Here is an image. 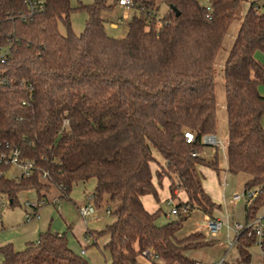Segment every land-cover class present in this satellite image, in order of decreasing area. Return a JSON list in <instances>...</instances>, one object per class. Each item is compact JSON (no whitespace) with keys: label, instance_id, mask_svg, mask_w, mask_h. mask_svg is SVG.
Segmentation results:
<instances>
[{"label":"trees","instance_id":"1","mask_svg":"<svg viewBox=\"0 0 264 264\" xmlns=\"http://www.w3.org/2000/svg\"><path fill=\"white\" fill-rule=\"evenodd\" d=\"M117 1L73 8L70 0H44L43 11L22 21L23 0H0V49L8 51L0 63V195L13 206L21 193L34 191L42 200L54 185L66 198L74 183L93 179L94 204L116 203L110 225L86 232L94 244L108 237L103 248L110 264H140L147 250L160 264H195L184 253L214 241L175 234L194 209L213 218L218 208L198 169L218 173L216 155L201 157L202 138L215 136L214 64L241 0H161L167 11L159 18L155 0H133L123 39L108 35L101 18ZM255 8L251 3L223 67L226 170L249 175L243 192L257 193L245 199V222L264 208V96L258 92L264 67L254 57L264 53V12ZM73 11L86 14L79 35L70 26ZM186 132L194 136L190 144ZM151 148L164 160L154 173L158 185L166 176L170 197L184 192L188 207L162 226L156 225L160 211L150 213L141 202L146 195L159 200ZM13 151L35 164L29 178L7 177ZM234 239L240 260L249 263L256 238ZM0 258V264H88L65 233L50 229L20 250L0 246Z\"/></svg>","mask_w":264,"mask_h":264},{"label":"rangeland","instance_id":"2","mask_svg":"<svg viewBox=\"0 0 264 264\" xmlns=\"http://www.w3.org/2000/svg\"><path fill=\"white\" fill-rule=\"evenodd\" d=\"M92 1L93 0H70V5L71 7L76 8L79 3L90 4ZM113 1L114 0H108V4H112ZM155 3L158 7V18L162 17L167 11V7L161 0H155ZM251 3H255L258 13L264 12L263 0H241L235 18L223 38L221 49L215 59L214 94L216 102V128L214 135L215 139L221 143V146H204L201 152V157L207 161H212L215 155L218 159V176H216V172L209 168L206 169V167L202 173L204 176V187H206L215 202H220L221 206L215 203L218 208L214 210L213 215L219 214V217L222 219L223 227L217 238L211 239L205 236L203 232H200L197 229L204 218L203 214L199 210L194 209L188 219L183 223L181 229L175 234L176 239L181 240L188 237L190 234L201 233L204 235L205 241H214L212 246L189 250L184 253L189 259L202 264H220L222 261H224L225 264H244L238 256L234 243V238L236 236L234 226L237 224H245V201L241 200L240 202L233 204L232 195L235 193H243L244 183L250 178V176L244 173L231 175L226 170L225 148L227 144V115L225 110L223 67L244 15L248 11ZM122 13L123 12L117 7L101 13L105 32L116 39H123L126 37L127 22L131 19L134 11L131 7L126 19L122 18ZM69 20L72 31L76 35H79L83 31L86 14L84 12L73 11ZM111 23H116L117 27L112 28ZM59 32L62 35L65 34V28L62 25L59 26ZM254 57L256 61L264 67V53L257 51L255 52ZM258 91L260 94L264 95V84L259 85ZM261 125L264 129V115L261 118ZM151 154L155 159V162L151 164V171L154 175V173L160 169V166L164 165V160L153 148H151ZM19 175L20 169L17 167H11L7 177L14 178ZM161 179V184L158 185L157 179L154 175L153 181L157 187L158 201H156L151 195H146L141 198L143 204L148 210L160 211L159 218L156 221V225L158 226H162L175 220L176 216L170 215L171 209L185 202V194L182 191L177 192L176 198H171L169 194V179L166 176H163ZM94 187L95 181L93 179H90L87 182H77L71 186L68 197L60 198L61 192L59 189L54 185H50V191L43 198L47 201V204L38 209L39 220L29 223L25 222V215L31 209L26 207L25 204L27 202L36 203L39 200L34 191L21 193L18 197L17 204L13 206H10L8 200L0 195V245L1 240L10 238L11 241L9 242L12 243L16 249H22L26 243L36 241L38 235L41 232L46 231L49 226L51 232L59 233L61 228L65 227V222H70L73 229L72 233L83 245L85 242V232L87 230L95 232L96 235V233L102 231L105 226L110 225L114 221V217L109 211L112 212L115 209L116 203L109 201L98 207L94 204L97 209L95 216L97 220L100 219L99 222H96L95 219H88V221L84 223L79 216L78 217L81 221L77 219L75 204H85L88 196L92 194ZM54 199L58 201V207L57 205L52 204ZM262 216H264V214ZM65 233L67 234L66 238L68 243L74 249L79 250V245L72 236L71 231H66ZM87 239V248H83L84 255H82V258H84L88 264H110L109 253L103 248L108 241V237L105 235L97 238L95 241L96 244H94V241L90 237ZM248 252L250 253L251 259L247 264H263L261 251L257 245L249 248ZM139 261L140 264H146V261L142 258Z\"/></svg>","mask_w":264,"mask_h":264},{"label":"built area","instance_id":"3","mask_svg":"<svg viewBox=\"0 0 264 264\" xmlns=\"http://www.w3.org/2000/svg\"><path fill=\"white\" fill-rule=\"evenodd\" d=\"M23 2L25 5L26 13H22L17 16L22 21H25L26 19L32 17L36 13L44 10V0H23ZM117 3L119 7H122L124 9H130L131 7H133V0H118ZM7 55H8L7 50L0 49V63L1 64L5 63L7 59ZM184 137H185L186 143L188 144L194 141V136L190 132L184 133ZM202 144L204 146H212V147L221 146V143L217 141L214 136H204L202 138ZM196 155L197 154L195 153L192 154L193 157H196ZM7 163L10 165V168L17 167L20 169V175L18 177L11 178L14 180H18L21 177L29 178L35 168L34 163L21 161L19 159V153L17 151H13L11 154H9ZM39 169L42 171L41 179L46 182L49 178L48 174L44 171L43 168L40 167ZM256 195L257 193H254V192H247V193L243 192L241 194L235 193L232 195V203L235 204V203L240 202L241 200L245 201V199L253 198ZM86 200L87 202L83 205H79L77 209L78 215L84 221V223H86L88 219L97 220L95 216L97 209H96V206L94 205V199L92 195H89ZM57 202L58 201L54 199L52 201V204L57 205ZM46 204H47V201H45L44 199L38 200L36 203L27 202L25 206L29 207L31 210L25 215L26 222H29L33 219H38V209L41 206H45ZM179 210H181V212L185 214L188 212V207L187 205L182 203L179 209L177 207L172 208L170 215L177 216V213ZM0 214H1V208H0ZM222 227H223V223L221 220L212 219V218L205 216L203 220L200 222L197 229L200 232H203L205 236L211 239H215L220 233ZM234 229H235V235L244 233L246 237L248 238H253V237L256 238L257 242L255 245H257L260 249V242L264 239V216H259L252 222H245L244 225L237 224L234 226ZM85 242L88 243L87 238L85 239ZM260 251H261L262 261L264 262V252L261 249ZM83 253H84L83 251L80 252L81 255ZM143 255H144L143 259L146 261V264H160L157 256L154 255V253L151 250H147L146 252H144ZM195 264H202V263L195 262ZM220 264H225V263L224 261H222Z\"/></svg>","mask_w":264,"mask_h":264},{"label":"crops","instance_id":"4","mask_svg":"<svg viewBox=\"0 0 264 264\" xmlns=\"http://www.w3.org/2000/svg\"><path fill=\"white\" fill-rule=\"evenodd\" d=\"M117 8H119L123 13H122V18L123 19H126V17H128V12H130V9H124V8H122V7H119V6H116ZM114 9V8H113ZM111 27L112 28H116L117 27V24L116 23H111ZM259 92V91H258ZM260 94V93H259ZM261 96H264L263 94H260ZM215 137V136H214ZM204 168V169H203ZM207 169V168H206ZM199 172H200V174L202 175V179L204 178V176H203V173H202V171L203 170H205V167H200L199 169ZM218 173H216V176H218L217 175ZM218 178V177H217ZM202 186H203V188H204V190H205V192L209 195V197L211 198V200L214 202V203H216V204H219L220 205V202H215L214 200H213V198L210 196V193L207 191V189H206V187H204V184H203V180H202ZM69 196V195H68ZM141 202H142V204H143V200L141 199ZM185 202H186V197H185ZM184 202V203H185ZM78 206L79 205H77V204H75V213H76V217H77V219L79 220V221H81L80 219H79V215H78ZM143 206H144V208L148 211V212H150V213H153V212H155V210H148V208H146L145 207V205L143 204ZM221 206V205H220ZM263 209V208H262ZM263 212V213H262ZM264 214V209L263 210H261L260 212H259V216H262ZM1 215V214H0ZM203 217H205V216H203ZM212 219H217V220H222L220 217H219V214H214L213 215V218ZM39 220V216H38V219H33V220H31V221H29V222H34V221H38ZM100 221V219L99 220H96V222H99ZM26 222V221H25ZM29 222H27V223H29ZM48 229H50V226L48 227ZM67 232H70L71 231V233H72V225L70 224V222L69 223H66L65 222V227L64 228H61V230L59 231V233L58 232H54V233H58V234H62V233H65L66 231ZM86 232H89V230H87ZM86 232H85V239H86V237L88 238V237H90V236H88L87 234H86ZM66 234V233H65ZM67 235V234H66ZM72 236L74 237V239L77 241V243H78V245H79V250H77V249H74L69 243H68V246H69V248L74 252V253H76V254H78V255H80V256H82V255H84V253L81 255L80 254V252L81 251H83L84 252V249L85 248H87V243L86 242H84L83 243V245L79 242V240H77L76 238H75V236H74V234L72 233ZM6 237V236H5ZM91 238V237H90ZM92 239V238H91ZM9 241H11V239L10 238H6L5 240H1V245L0 246H2V245H5V244H7V243H10ZM31 242V241H30ZM33 242H35V241H33ZM12 244V243H11ZM84 248V249H83ZM16 249V248H15ZM17 250H20V249H17Z\"/></svg>","mask_w":264,"mask_h":264}]
</instances>
